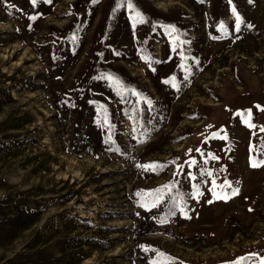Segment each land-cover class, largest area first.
<instances>
[{"label": "rangeland", "instance_id": "obj_1", "mask_svg": "<svg viewBox=\"0 0 264 264\" xmlns=\"http://www.w3.org/2000/svg\"><path fill=\"white\" fill-rule=\"evenodd\" d=\"M0 264H264V0H0Z\"/></svg>", "mask_w": 264, "mask_h": 264}]
</instances>
